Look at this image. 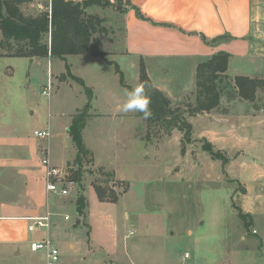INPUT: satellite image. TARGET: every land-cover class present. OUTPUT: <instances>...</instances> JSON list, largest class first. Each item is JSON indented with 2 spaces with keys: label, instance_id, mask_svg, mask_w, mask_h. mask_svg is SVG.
<instances>
[{
  "label": "rangeland",
  "instance_id": "374dc122",
  "mask_svg": "<svg viewBox=\"0 0 264 264\" xmlns=\"http://www.w3.org/2000/svg\"><path fill=\"white\" fill-rule=\"evenodd\" d=\"M50 1L21 0L20 6L24 13L37 15L38 4L48 7ZM107 1L89 6L87 13L102 19V29L94 40L103 50L117 51L123 38L127 0ZM107 57L113 62L91 54L50 59L54 75L51 97L42 94L48 82L47 60L34 63L29 74L24 58L12 56L3 60L12 63L15 70L6 109L12 110L9 113L16 115L15 120L24 123L23 135L31 137L28 144L40 150L47 148L51 163L65 168L69 179L75 181L68 195L52 192L49 199V237L64 248L59 264H97L95 261L104 257L118 263L129 262L133 257L140 264H264V173L245 166L257 156L262 157L257 155L260 151L244 146L239 161L234 157L225 164L203 148L205 140H194L192 135V142L187 143L183 132L177 129L169 135L152 127L148 137L146 119H139L138 112L120 113L117 108L125 99L124 91L138 84L129 58L113 53ZM86 87L93 95L83 137L93 154L77 165L73 159L75 145L62 135V122L86 106ZM259 90L255 99L258 108L264 105V88ZM19 93L26 94V98L19 97ZM191 99L174 103L187 111ZM24 100L26 105L22 107ZM32 108L34 114L30 112ZM232 122L237 125L241 120ZM222 125L230 126L227 122ZM48 127L52 132L49 140L34 134L35 130ZM257 147L260 150L261 143ZM43 155L40 151L41 160ZM35 178L39 180L37 185L27 184L28 188L39 189L36 201L47 210V174L43 164L37 166ZM239 179L252 185L247 194L256 207L254 227L258 233L253 225H246L251 217L241 215L245 213L240 207L244 197L237 194L243 193L245 187ZM95 185L106 189L109 196L117 195L119 200L99 201ZM80 195L89 202V213L84 216L77 209ZM16 198L18 201L0 199V215L15 214L20 211L18 205L27 206L28 198L21 194L12 200ZM57 198L61 205L56 206ZM66 215L70 219H65ZM46 230L30 232L23 220L0 219V264H31L36 259L37 264H46L45 250L32 252L27 240L19 254L1 247L2 240L12 238V233L31 240L37 234L45 235Z\"/></svg>",
  "mask_w": 264,
  "mask_h": 264
},
{
  "label": "crops",
  "instance_id": "0c3cea01",
  "mask_svg": "<svg viewBox=\"0 0 264 264\" xmlns=\"http://www.w3.org/2000/svg\"><path fill=\"white\" fill-rule=\"evenodd\" d=\"M127 1L130 4L126 6V10L124 9L123 12V38L117 44L119 49L117 51H104L129 58L131 68L135 74V81H138L137 85H139L140 65L143 60L153 84L167 94L175 103L179 101L185 102L191 98V101L194 102L198 64L220 51L230 54L227 70L230 79H234L237 75L264 79V0ZM138 10L143 17L139 16ZM202 35H205L210 40L221 36H225L226 39L208 44L204 42ZM83 54L86 55V53ZM9 57L12 56H0V199L5 197L11 201H18V198L13 200L12 198L22 194L29 201H27V206L18 205V210H20L18 213L0 215V219L23 220L29 229L30 220L28 217L42 216L47 213L51 215L48 205H50L49 199L52 192L47 193V210H45L42 207V203L36 201L39 189L31 190L28 188V185H37L39 180L35 178L36 168L38 165L41 166L43 164V159L49 154L47 148L40 150L28 144L27 141L31 137L27 133L23 135L24 123L22 120H15L16 115L9 113L12 110L6 109L10 98V92L8 91L13 89L12 77L15 73L13 64L3 61ZM19 57L26 60L25 68L29 69L28 74L34 63L47 60V80L49 78L52 80V95L54 91V75L50 66V59L53 57ZM61 77L57 76V78ZM26 79H29L28 75ZM51 95L47 96L51 97ZM24 96L26 98V94L19 93V97L23 98ZM258 104L259 102L256 100L251 101L237 96L230 97L227 93L223 94L220 105L217 108L210 111H201L189 117V121L193 126V139L201 141L205 139L211 142L214 149L227 155L229 160H233L235 157L239 161L241 155H243L244 146L254 148L260 151L257 155H262V157L257 156L252 163H248L245 166H248V170L263 174L264 113L260 111L261 107H257ZM21 105L22 107L26 105V100ZM78 110L71 113L68 119L62 122V135L68 140L71 139V141L73 140L69 134V128L72 124L73 116ZM30 112L34 114L36 111L32 108ZM8 116L11 118L8 119ZM138 117L139 119L142 118L139 113ZM233 119H236L237 122L241 120V123L234 125ZM224 122H227L230 126L222 127ZM49 127L42 130L50 131ZM51 136L47 138L37 137L49 140ZM260 143L262 147L259 150L257 146ZM89 150L91 149L89 148ZM40 151H43L44 154L42 160L39 156ZM76 155L77 149L73 157L74 161ZM93 158L95 160L94 155ZM96 165L109 170L101 164ZM239 182L245 187L243 193L237 194L240 198L244 197V202L240 207L251 217L249 222L254 227L256 223V207L249 200L247 194L252 190V185L240 179ZM98 200L101 201L99 198ZM86 201L87 207L84 213L88 214L89 202L88 200ZM55 204L56 206L61 205L58 202V198ZM15 207L17 208V206ZM21 210L26 212L22 213ZM84 213L80 214L84 216ZM66 216L65 219H70V216L69 218H66ZM77 222H81V220ZM54 226H56V223H54ZM49 228H45L47 229L45 235L37 234L31 240L12 233V238L2 240L4 244L1 247L4 250L11 248L13 253L19 254L25 248L27 240V242H30L31 251L37 252L41 249H33L32 243L49 237ZM254 229L256 230L255 233H258L255 227ZM29 231L34 232L30 229ZM242 239H245V236H242ZM261 244L263 245L262 242ZM69 246L73 247L75 245L70 244ZM58 247L61 250V254L62 251L64 253V248L62 250L63 245ZM44 253L46 256V251ZM36 257L39 258L38 255ZM36 261L37 259L33 260L31 264H37ZM95 262L97 264H140L133 257L126 263H118L117 260L108 257L97 259Z\"/></svg>",
  "mask_w": 264,
  "mask_h": 264
},
{
  "label": "trees",
  "instance_id": "16d2710c",
  "mask_svg": "<svg viewBox=\"0 0 264 264\" xmlns=\"http://www.w3.org/2000/svg\"><path fill=\"white\" fill-rule=\"evenodd\" d=\"M102 0H51V13L40 12L37 15H28L21 8V0H0V31L3 41L0 42V56H25V57H60L66 59L70 54H91L102 56L112 63L94 36L102 28L99 25L102 19L87 13V8L93 4H101ZM110 3V1H107ZM127 6L130 4L127 1ZM126 10V8H125ZM139 16L143 17L138 10ZM204 42L212 44L226 39L225 36L212 40L202 35ZM2 49L6 52L2 53ZM230 54L220 51L211 57L201 61L197 66V87L195 101L187 105V111L175 104L174 101L157 88L147 71L145 62L140 65L139 84L146 86V92L150 96V108L152 116L146 119L149 125L148 137L151 128L158 127L163 133L171 134L177 129L183 132V141L192 142L193 126L189 117L201 111H210L220 105L221 97L227 93L230 97H240L254 101L257 92L264 88V79H256L246 75H237L230 79L227 74ZM118 68V67H117ZM118 71L122 74L121 70ZM73 78L83 80L75 75ZM232 80L233 83H232ZM231 83V84H230ZM89 101L86 106L79 109L73 116L69 134L76 146L77 155L75 163L81 165L84 159L92 154L86 146L82 131L89 116L90 100L93 92L86 87ZM141 117L142 114L139 113ZM205 140V139H204ZM213 159H220L223 163L229 161V157L215 150L213 144L207 140L202 145ZM79 173V172H77ZM98 198L101 201H118L117 195L109 196L106 189L95 185ZM78 211L84 213L87 201L80 195L77 200ZM245 216L246 213H241ZM250 226V223H246Z\"/></svg>",
  "mask_w": 264,
  "mask_h": 264
},
{
  "label": "built area",
  "instance_id": "2783aa9c",
  "mask_svg": "<svg viewBox=\"0 0 264 264\" xmlns=\"http://www.w3.org/2000/svg\"><path fill=\"white\" fill-rule=\"evenodd\" d=\"M38 8L40 12L46 11L51 13V3L48 7L38 4ZM52 87L53 83L51 78H49L46 87L43 89V94L50 96ZM260 111L264 113V105L260 108ZM35 134L42 138L51 136V132L49 130H38L35 131ZM42 162L46 168L47 191L59 193L60 195H68L73 188L75 181L69 179V173L67 170L63 167L53 165L48 155ZM66 218H69V216H66ZM28 219L30 220L29 229L31 231H34L36 228H49L52 223L50 213L42 216L28 217ZM32 248L35 250L45 249L47 264H59L61 250L49 237L33 242ZM185 256L188 257L189 255L186 254Z\"/></svg>",
  "mask_w": 264,
  "mask_h": 264
},
{
  "label": "clouds",
  "instance_id": "9594fccd",
  "mask_svg": "<svg viewBox=\"0 0 264 264\" xmlns=\"http://www.w3.org/2000/svg\"><path fill=\"white\" fill-rule=\"evenodd\" d=\"M145 89L144 84H139L130 90H125L123 93L125 99L118 104V111L120 113L138 112L142 114L144 119H149L152 116L151 99Z\"/></svg>",
  "mask_w": 264,
  "mask_h": 264
}]
</instances>
